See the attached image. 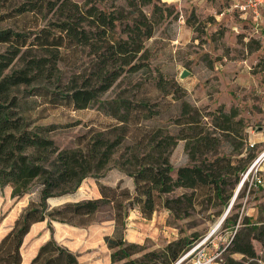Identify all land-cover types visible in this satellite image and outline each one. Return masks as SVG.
Here are the masks:
<instances>
[{
  "label": "trees",
  "instance_id": "1",
  "mask_svg": "<svg viewBox=\"0 0 264 264\" xmlns=\"http://www.w3.org/2000/svg\"><path fill=\"white\" fill-rule=\"evenodd\" d=\"M102 1L86 0L80 5L73 0H27L15 12L44 17L52 13L47 23L40 25L37 19L35 30L0 28V45L6 46L0 52V190L10 184L13 196L20 198L35 182L41 185L40 200L31 203L0 239V264H24L22 246L33 224L47 220L88 226L106 208L115 222L114 233L105 236L112 264H170L201 240L200 235L180 236L162 247H152L148 240L130 242L125 237L130 212L138 210L143 218L152 219L164 208L182 218L190 214V208L211 198L226 206L256 158L248 150L239 157L218 154L222 141H230L241 130L235 108L205 112L183 99L182 88H167L160 81L137 82L132 97L121 93L102 98L124 77L149 70L145 41L153 36V25L158 22L153 13L151 21L147 16L135 18L123 28L118 10L100 8ZM153 1L129 3L135 11L140 4ZM228 6L226 0L222 11ZM236 14L254 28L250 18L238 12L231 15ZM254 40L259 44L262 39ZM84 53L91 60L90 68L83 70ZM157 89L164 93L157 95ZM169 95L182 100L179 117L170 123L179 126L177 133L157 124L160 99ZM28 97L74 109L99 104L114 121L105 128H91L79 146L61 148L47 135L46 126L32 125L23 113L22 103ZM181 140L186 142L191 163L180 166L174 176L170 158ZM111 169L125 174L129 184L124 186L123 179L115 185L102 182L100 178ZM89 177L97 179L99 197L48 204L51 198L75 193ZM178 188L190 192L168 196ZM238 218V214H228L223 223L240 226ZM242 223L224 251L223 264H244L233 257L237 253L256 259L253 240L264 243V220L245 218ZM29 264H79V260L77 253L52 236Z\"/></svg>",
  "mask_w": 264,
  "mask_h": 264
},
{
  "label": "rangeland",
  "instance_id": "2",
  "mask_svg": "<svg viewBox=\"0 0 264 264\" xmlns=\"http://www.w3.org/2000/svg\"><path fill=\"white\" fill-rule=\"evenodd\" d=\"M25 1L27 0H0V28L35 30L33 25L37 19L40 25L47 23L52 13H47L46 17L41 14L37 16L34 12L17 14L15 8ZM73 1L84 5L86 0ZM98 5L108 10L117 9L123 28L135 18L144 19L147 16L148 19L153 13L156 22L158 20L153 25V36L145 41L149 50V70H141L133 76L124 77L103 95V99L114 98L121 93L132 97L137 82L160 81L166 84L167 88H182L183 99L203 108L205 112L220 107L227 112L232 108L238 110L239 115L236 119L242 120V124L238 126L241 130L234 138H230V141H222L218 154L239 157L250 152L256 155L250 166H253L251 176L245 182L246 173L242 174L235 188L236 191L242 184L240 197L237 195L234 199V193L226 206L219 199L211 198L190 208V214L182 218H177L164 208H160L156 218L160 227L168 224L175 232L170 237L166 236L163 244L169 243L167 240L192 234H199L200 238L204 239L216 229L217 232L209 244L210 249L215 250L214 243L223 247L224 243L218 235L226 229L225 227H230L229 231L234 230L232 225L226 226L222 222L230 206L232 210L228 214L239 215L238 229L244 225L242 222L245 218L249 219V222L264 220V29H262L264 21L259 23L263 31L260 29L256 32L250 25H246L248 20L240 18L238 14L226 13L222 16L226 0H154L147 5L140 4L135 11H132L129 0H104ZM259 38L262 40L258 44L254 39ZM5 49V45H0V52ZM90 60L91 56L84 53L83 70L90 68ZM184 70H188L189 74L182 78ZM162 93L164 91L157 89V95L161 96ZM160 102L161 105L157 109L160 108L161 114L157 117V124L170 126V131L177 133L179 126L170 123L179 117L182 100H173L172 95H169L160 99ZM21 109L32 125L46 126L47 135L61 148L79 146L81 139L91 128H105L114 121L99 104L86 109H74L68 106L54 107L43 103L40 98L28 97L23 101ZM185 143L181 140L171 154L174 176L180 166L191 163L185 150ZM240 152L242 154H239ZM254 172L262 179L259 185H255L252 179ZM120 179H123L124 186L129 184L128 177L117 169L107 171L105 176L100 178L102 182L112 185L117 184ZM96 180L89 177L75 193L51 198L48 204L53 207L65 201L97 198L100 193ZM40 191L39 182H35L32 189L20 198L13 196L10 184L0 190V239L12 229L18 217L31 203L40 200ZM184 192H190V189L178 188L168 196L175 197ZM110 214L111 211L106 208L98 213L96 221L90 225L103 223L114 225ZM60 225L65 227L68 224L42 221L35 230V236L41 235L45 230L55 238L60 235ZM30 240L31 238L28 242ZM148 244L155 243L149 239ZM253 244L257 252L256 259H248L239 253L233 257L244 264H264V243L253 240ZM28 246L26 243L24 249ZM227 257L226 253L225 260Z\"/></svg>",
  "mask_w": 264,
  "mask_h": 264
},
{
  "label": "crops",
  "instance_id": "3",
  "mask_svg": "<svg viewBox=\"0 0 264 264\" xmlns=\"http://www.w3.org/2000/svg\"><path fill=\"white\" fill-rule=\"evenodd\" d=\"M157 212L152 219H145L141 216L138 210L130 212L127 219V228L125 237L130 242L145 243L146 240L152 239L154 246L162 247L164 238L170 237L175 234L172 227L168 224L165 226H159L157 224ZM155 220V221H154ZM146 221H149L148 223ZM153 224H152V223ZM41 222L33 224L30 232L25 237L22 254L23 263L29 264L32 259L37 255L40 246L48 240L51 236L49 231H43L42 236H35V230ZM151 223V224H150ZM161 228H163L161 230ZM115 230L114 225L110 224H93L87 228H80L77 226H63L60 225V235L56 236V240L68 247L70 250L78 254L79 264H112L111 250L108 248L105 242L106 235H112ZM31 240L28 242V240ZM167 240L166 242H170ZM28 243V248L24 246Z\"/></svg>",
  "mask_w": 264,
  "mask_h": 264
},
{
  "label": "built area",
  "instance_id": "4",
  "mask_svg": "<svg viewBox=\"0 0 264 264\" xmlns=\"http://www.w3.org/2000/svg\"><path fill=\"white\" fill-rule=\"evenodd\" d=\"M183 1V0H178ZM187 1H196V0H187ZM229 6L226 10L221 12V15H225L226 13H239L242 16H247L252 20L254 24V31L256 32L260 30V21H264V0H228ZM264 29V28H262ZM261 29V30H262ZM263 31V30H262ZM253 166L250 170L245 174L244 180L248 179L251 176ZM252 179L255 181V185H259L262 183V179L254 172L252 174ZM231 206L226 212L225 217L230 212ZM224 217V219H225ZM223 219V220H224ZM223 222V221H222ZM221 222V223H222ZM221 224L219 223L218 226ZM217 226V229H218ZM239 224L234 227V230L229 231L228 228L224 229L218 236L224 243L223 247L218 246L214 243L215 250L211 251L210 243L212 236L217 232L215 229L211 234H209L204 239L199 240L193 247H191L186 252L182 253L175 261L170 264H223V254L228 244H230L232 238L234 237L235 232L237 231Z\"/></svg>",
  "mask_w": 264,
  "mask_h": 264
},
{
  "label": "water",
  "instance_id": "5",
  "mask_svg": "<svg viewBox=\"0 0 264 264\" xmlns=\"http://www.w3.org/2000/svg\"><path fill=\"white\" fill-rule=\"evenodd\" d=\"M188 74H189V71H188V70H184V71L182 72V74H181V77H182V78H185ZM241 186H242V184H240L239 187L237 188V191H236V193H235L234 199H235L236 196L238 195V192H239ZM224 217H225V216H224ZM224 217H223V219H224ZM223 219H222V221H223Z\"/></svg>",
  "mask_w": 264,
  "mask_h": 264
},
{
  "label": "bare ground",
  "instance_id": "6",
  "mask_svg": "<svg viewBox=\"0 0 264 264\" xmlns=\"http://www.w3.org/2000/svg\"><path fill=\"white\" fill-rule=\"evenodd\" d=\"M259 161V160H258Z\"/></svg>",
  "mask_w": 264,
  "mask_h": 264
}]
</instances>
